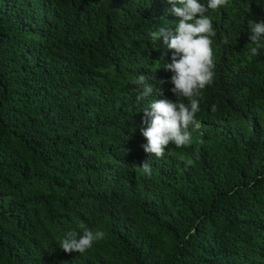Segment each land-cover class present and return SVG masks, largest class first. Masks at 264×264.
Instances as JSON below:
<instances>
[{"label":"trees","instance_id":"obj_1","mask_svg":"<svg viewBox=\"0 0 264 264\" xmlns=\"http://www.w3.org/2000/svg\"><path fill=\"white\" fill-rule=\"evenodd\" d=\"M171 9L0 0V264H264V48L251 54L248 26L264 0L207 13L215 75L199 127L157 159L142 147L143 110L178 97L162 67L173 50L149 33L175 30ZM141 74L154 93L138 100ZM84 228L104 238L63 251Z\"/></svg>","mask_w":264,"mask_h":264},{"label":"clouds","instance_id":"obj_2","mask_svg":"<svg viewBox=\"0 0 264 264\" xmlns=\"http://www.w3.org/2000/svg\"><path fill=\"white\" fill-rule=\"evenodd\" d=\"M172 4L171 11L181 19L175 30L157 28L150 31L152 41L158 42L163 37V42L168 49L173 50L171 62L162 65L165 70L173 73L171 89L178 97L177 101L170 99L153 100L143 111L145 118L141 128L142 135L147 139V144L142 147L144 151L157 159L164 158L166 149L170 144L184 147L191 143L190 126L199 127L196 114L200 111V99L203 91L214 80V54L213 40L216 31L213 28L211 18L207 15L210 10H218L222 6L227 7L229 0H207V4L201 0H168ZM251 28V43L255 45L250 49L252 55H256L259 49L264 48V21L256 23L249 21ZM229 43L227 37L223 41ZM155 79L154 76L151 77ZM149 77L141 74L135 80V84L141 89L137 99H143L154 93V88L149 83ZM163 83V81H161ZM159 95H163L159 89ZM181 98H186L185 104ZM216 106H212V111ZM191 163V161H188ZM149 176L152 174L151 165L148 161L140 166ZM103 231H93L84 228L82 235L75 232L67 233L60 242L63 251L83 254L93 247L94 242L104 238ZM77 237H79L77 239Z\"/></svg>","mask_w":264,"mask_h":264},{"label":"rangeland","instance_id":"obj_3","mask_svg":"<svg viewBox=\"0 0 264 264\" xmlns=\"http://www.w3.org/2000/svg\"><path fill=\"white\" fill-rule=\"evenodd\" d=\"M158 62V59L156 57H153L151 59H148L145 63L149 66H155Z\"/></svg>","mask_w":264,"mask_h":264}]
</instances>
